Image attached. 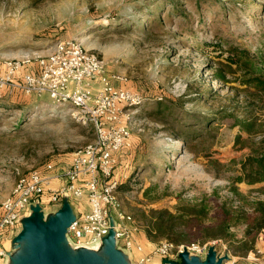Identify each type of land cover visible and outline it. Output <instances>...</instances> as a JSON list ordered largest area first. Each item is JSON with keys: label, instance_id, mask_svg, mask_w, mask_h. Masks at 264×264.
<instances>
[{"label": "rangeland", "instance_id": "rangeland-1", "mask_svg": "<svg viewBox=\"0 0 264 264\" xmlns=\"http://www.w3.org/2000/svg\"><path fill=\"white\" fill-rule=\"evenodd\" d=\"M169 1H157L162 12L155 19L148 14L154 0H0V64L46 55L60 41L81 42L110 76L127 79L114 86L144 99L133 116L128 111L131 147L116 170V210L131 217L126 225L135 241L146 254L175 239L206 251L214 246L229 257L222 264H264V229L246 238L241 224L254 219V201H264V182H235L250 154L243 145L264 148L262 100L251 106L258 128L253 135L242 130L243 81L250 72L264 76V0ZM145 18L152 22L146 31ZM217 71L226 81L214 78ZM0 95L1 205L20 176L47 163L65 165L95 134L72 105L53 103L48 95ZM206 120L211 127L204 128V140H179L187 125L200 129ZM253 237V249L242 250ZM90 249L101 250L99 243ZM156 259L164 264L165 258Z\"/></svg>", "mask_w": 264, "mask_h": 264}, {"label": "built area", "instance_id": "built-area-1", "mask_svg": "<svg viewBox=\"0 0 264 264\" xmlns=\"http://www.w3.org/2000/svg\"><path fill=\"white\" fill-rule=\"evenodd\" d=\"M1 64L4 71L0 72V93L48 95L53 103L72 105L78 120L93 127L95 138L73 152L65 171L54 173L55 165L47 163L42 170L35 169L19 177L12 195L0 205V262L7 256L8 243L21 229L20 220L29 215L30 206L37 201L45 209L60 207L64 196L72 202L86 199L89 211L76 216L68 228V236L79 246L100 242L109 233L110 209L117 205L118 158L131 147L128 111H133V116L144 99L134 91L114 86V80L127 79L110 76L104 61L75 39L58 42L46 55L4 58ZM34 64L35 72L25 71ZM56 179L61 184L54 187ZM116 215L117 245L138 254L135 264H150L156 258L178 260L185 249L201 258L208 251L199 243L182 246L163 240L146 254L126 225L131 217L123 212Z\"/></svg>", "mask_w": 264, "mask_h": 264}, {"label": "water", "instance_id": "water-1", "mask_svg": "<svg viewBox=\"0 0 264 264\" xmlns=\"http://www.w3.org/2000/svg\"><path fill=\"white\" fill-rule=\"evenodd\" d=\"M108 218L109 233L98 242L101 250L90 249L93 245L73 247L68 240V228L76 215L69 197L64 196L60 207L49 213L37 201L30 206L29 215L20 220L21 229L13 237L5 259L8 264H132V253L117 245L116 221L111 213ZM178 258L164 259L163 263L222 264L229 260L228 255L220 256L214 246L209 247L204 259L186 249Z\"/></svg>", "mask_w": 264, "mask_h": 264}, {"label": "trees", "instance_id": "trees-1", "mask_svg": "<svg viewBox=\"0 0 264 264\" xmlns=\"http://www.w3.org/2000/svg\"><path fill=\"white\" fill-rule=\"evenodd\" d=\"M157 1L158 0H154V5L151 7V10L148 11V14H151L155 19H159L160 18L159 14H161L162 12L160 9H157ZM177 2L178 0L169 1L171 5L177 4ZM150 19L145 18L142 21H140L141 25L142 26L144 25L143 30L146 31L149 29L150 26H152L151 21L147 22ZM247 76L248 77L246 78V80L243 81V83L246 84L247 87L242 90V93L246 97V104L243 111L245 114V120L242 122V130L247 132L249 135H253L255 130L258 128V124L260 123V121L257 120V115L255 114V111L251 108V106L255 103V102L253 103L252 100L258 98L259 100H262L264 102V76L256 75L253 72H250ZM214 78L216 80L226 81V75L220 71H217L214 74ZM2 92H7V91H2ZM17 93H19L22 96H25L20 92ZM262 105L264 106V104ZM209 122H210L209 120H206L200 129H197L194 126L187 125L184 129L186 134H184L183 131H181V134L178 136L179 140H181L184 143L188 142L187 137L190 138L195 137L201 141L204 140L205 139L204 136L205 133L207 132V129L211 127L209 125ZM206 127L207 129H204ZM239 138L240 136H238L237 139L239 140ZM243 146L244 147L247 146L248 148H250V154L247 155V157L242 162L241 173L239 176L235 178V182L237 183L245 182L247 184L264 182V148L256 149L255 145H250V146L243 145ZM124 154L125 153H123L122 155ZM233 192L234 195L241 196V194L237 189H234ZM251 212L253 213L252 215L254 216V219L252 221H248V218L245 217V219L241 223L245 227L246 238L247 236L251 235L253 232L257 234L262 229H264V201H254V203L252 204ZM224 222L225 221H223V224ZM234 224L237 225L238 222L236 221ZM153 228L155 229L156 233L163 234L161 232V227L159 224H155ZM222 232L223 230L221 227L218 233H222ZM217 236L222 238L220 235ZM217 236L215 235V237ZM168 241L172 243L173 241L177 242V240L175 239L173 241L172 240H168ZM254 243H255V238L253 237L249 239V241L244 242V246L242 247V250L248 251L250 249H253Z\"/></svg>", "mask_w": 264, "mask_h": 264}, {"label": "crops", "instance_id": "crops-1", "mask_svg": "<svg viewBox=\"0 0 264 264\" xmlns=\"http://www.w3.org/2000/svg\"><path fill=\"white\" fill-rule=\"evenodd\" d=\"M35 67H36L35 64H34V66L26 67L25 71L26 72H35V70H36ZM3 71H4V67H3L2 64H0V72H3ZM118 159H119V162H118V170H119L120 169L119 165L120 166H124L125 160L123 158V155H120ZM70 163H71V158H70L69 162L66 163L65 165L55 166L56 168H55L54 173L65 171L70 166ZM116 175H117L116 176L117 179H119L118 178V173ZM60 184H61V181L60 180H57L56 179V180L53 181V186L54 187H57ZM70 204H71V206H72V208H73L74 213H75L76 216H83L85 213H87L89 211V204L87 203V200L86 199H81L79 201H73V202L70 200ZM43 210H44V212L46 211L45 213L52 212L51 211V208L49 206H47L45 209L43 208ZM113 211H115V215L119 212L118 210H116V207H114L111 210V212H113ZM11 241L7 245L9 251L11 250ZM134 255H135V257H133L132 264H135V259L138 256L135 252H134ZM0 264H2V263H0ZM153 264H161V261L159 259H156L153 262Z\"/></svg>", "mask_w": 264, "mask_h": 264}]
</instances>
